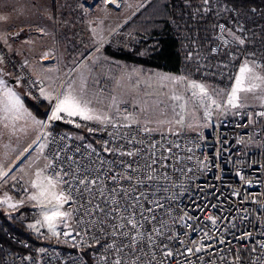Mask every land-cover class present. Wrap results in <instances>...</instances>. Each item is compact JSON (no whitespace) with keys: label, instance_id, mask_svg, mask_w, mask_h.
<instances>
[{"label":"built area","instance_id":"1","mask_svg":"<svg viewBox=\"0 0 264 264\" xmlns=\"http://www.w3.org/2000/svg\"><path fill=\"white\" fill-rule=\"evenodd\" d=\"M227 30L219 24L213 51L239 48ZM0 57L26 95L42 101L44 84L27 63L1 43ZM51 112L42 132L46 177L60 181L71 223L32 256L0 242V264H264V108L237 110L200 132L54 121L83 139L47 131ZM14 189L28 192L23 180Z\"/></svg>","mask_w":264,"mask_h":264},{"label":"rangeland","instance_id":"2","mask_svg":"<svg viewBox=\"0 0 264 264\" xmlns=\"http://www.w3.org/2000/svg\"><path fill=\"white\" fill-rule=\"evenodd\" d=\"M35 1H38L39 5ZM93 1L45 0L43 4V0H0V12L10 16H13L14 12H22L41 23L42 14L56 15L60 21L63 17L62 10L64 15L70 14L74 5H77L80 14L88 13L90 15L85 24L87 27L92 26V21H102L103 15L105 16L102 25L106 26L107 45L132 50L133 45L140 40V37L131 32H123V28L152 0H118L117 6H112L111 0H100L97 5H94L93 10L90 8L89 12L85 11V5L92 7ZM63 26L68 28L67 25H62L61 28ZM63 31H65L64 28L60 31L61 36L57 40L58 52L54 55L56 62L47 64L52 68L56 67L48 73V76L51 77L53 73H57V78L55 85H45L47 90H50L51 100L50 103L47 102L50 105V110L43 121L44 125L54 105L69 94L78 99L82 105L86 104L90 114L100 116L102 121L139 124L150 132L208 131L221 116H229L235 111L245 108H264V80L251 78L254 75L264 77V64L258 58H253V53L242 52L241 49L246 43L231 30H227V37L232 38L239 48H229L228 52L226 50L218 52L212 49L213 55L210 54L216 57V55L222 56L228 53L229 62L224 59L221 61L220 67H192L188 74L183 75L151 71L109 57H107L105 67L102 64L99 69H95V60L99 58V55L93 57L84 55L83 53L89 48H83L84 50L72 57V61L65 63L66 55H61L59 50L60 45H64L61 41ZM213 36L217 41V33ZM90 44L93 45L91 41ZM63 49L62 46V51ZM236 60L237 70L232 72L230 68ZM245 62L253 68V73L248 74L250 78L245 81L246 85L256 84L259 87L253 92L239 93L241 106L233 108L226 101L232 87L235 86L239 69ZM5 78L10 83L9 76L5 75ZM192 83L203 84L207 89L208 96L204 97L198 94V90L190 87ZM13 87L22 96L26 95L19 83L16 82ZM194 91H197V95H193ZM212 100H215L216 103L213 104ZM54 121L56 120L50 119L47 131L54 130ZM23 125L20 130L23 135L18 139L17 147L28 146L37 135V124L33 122L29 124L26 121ZM73 134L78 139L84 138L76 131H73ZM47 146V135L43 134L29 149H16L18 158L15 164L5 165L9 175L0 179V201L10 197L8 203H0V214L10 221L23 222L36 235H39V231L43 229L47 233V239L55 240L57 235L48 229L47 222L44 221V214L45 212L51 214L55 209L56 201L53 197L61 194L60 184L58 183L56 188L49 192L46 199H50L51 202L46 206L38 205L36 201L29 199L37 192L32 187V182L36 180V173H41V181L46 177L45 153ZM17 180L25 182L28 188L27 193L16 192L14 185ZM65 203L66 201L62 203L60 211L66 213ZM8 204H15L16 207L11 208ZM70 223L68 215L63 221L57 219L55 232L58 233ZM32 225L35 227H31Z\"/></svg>","mask_w":264,"mask_h":264},{"label":"trees","instance_id":"3","mask_svg":"<svg viewBox=\"0 0 264 264\" xmlns=\"http://www.w3.org/2000/svg\"><path fill=\"white\" fill-rule=\"evenodd\" d=\"M220 23L244 40L243 53H253V58L264 64V0H152L123 28V32L140 37L132 50L109 44L104 51L110 59L173 75L188 74L197 66L220 67L221 61L229 62L230 57L228 53L216 57L211 53L218 44L213 35ZM236 65L237 60L232 72H236ZM23 100L39 120L45 121L50 110L46 101L35 102L25 94ZM53 129L80 132L56 123ZM83 142L95 144L89 138ZM0 242L24 257L34 255L39 247L54 245L53 239L41 238L23 222L10 221L1 214Z\"/></svg>","mask_w":264,"mask_h":264},{"label":"crops","instance_id":"4","mask_svg":"<svg viewBox=\"0 0 264 264\" xmlns=\"http://www.w3.org/2000/svg\"><path fill=\"white\" fill-rule=\"evenodd\" d=\"M61 1L64 2L65 0ZM98 2L100 0H94L91 3L92 7L85 5L84 10L87 12H89L90 8L93 10L94 5H97ZM35 3L39 5L38 1H35ZM44 3L45 0H43ZM53 7H55L54 4ZM60 8L62 10V7ZM73 8L69 12L70 14L66 13L65 15L62 10L61 15L63 17L60 21H58L56 15L49 16L42 14L40 17L41 23H38L34 17H29L22 12H14L13 16L0 12L1 45L12 55L24 60L32 73L43 82L42 99L48 103H50L49 98L51 97L49 94L50 90H47L46 86L55 85L57 73H53L49 77L48 73L56 69V67L52 68L47 66V64H54L56 62L54 55L58 52L57 40L61 36L60 31L63 28L65 31L62 32L61 41H63L64 45L61 44L59 50L61 55H66L65 63L72 61V57L80 53L81 50H84L83 48H89V50L83 53L84 55L90 57L99 55V58L95 60V69H99L102 64L103 67L107 65V55L104 51L107 46V33L105 34L106 26L102 25L105 21V16L103 15L102 21H92V26L87 27L85 24L88 22L90 15L88 13L80 14V9L77 8V5H74ZM62 25H67L68 28L65 26L61 28ZM73 25L75 27H72ZM18 30H23V35L18 40H14L11 35L14 31ZM90 41L93 45L90 44ZM62 46L64 48L63 51ZM5 75H8L11 81L14 80L12 75L7 71L4 61H2L0 62V169L8 171L5 165H14L18 158L15 152L16 149H29L42 136L44 123L31 112L24 103L23 96L14 89L13 84L16 82L11 83L10 81L8 83ZM13 93L19 98L20 104L18 107H13L11 97ZM26 121L29 124H32V122L37 124V135L28 146L17 147V141L19 142L18 139L23 135L20 130Z\"/></svg>","mask_w":264,"mask_h":264},{"label":"snow or ice","instance_id":"5","mask_svg":"<svg viewBox=\"0 0 264 264\" xmlns=\"http://www.w3.org/2000/svg\"><path fill=\"white\" fill-rule=\"evenodd\" d=\"M243 43V41H241ZM3 61V58L0 57V62ZM253 73V68L249 66L247 62L244 63V65L239 69V75L235 79V86L232 87L231 92L227 98V104L233 108L240 107V96L239 93L241 92H253L256 88L259 87V85L251 84L246 85L245 81L246 79L250 78L248 74ZM256 80H264V77H261L259 75H254L253 77ZM190 87L194 90H198V94L207 97L208 92L207 89L203 84H197L192 83ZM193 95H197V91L193 92ZM12 97V103L13 107H18L20 102L19 98L15 96V94H11ZM49 98V97H46ZM51 100V98H49ZM212 103L215 104L216 101L212 100ZM63 113V115H61ZM79 116L83 120L91 121L96 120L103 123L100 116L98 115H92L90 114V110L88 109L87 105H82L81 102L73 97L72 95H66L62 99L59 100L58 103H56L52 109L50 119L51 120H62L65 119V117H75ZM71 123L72 121H68ZM79 127V125H77ZM8 172L0 169V179H4L8 177ZM60 181L53 180L51 177H45L43 181H41V173H36V180L32 182V187L37 190V192L29 197L30 200L36 201L38 205L46 206L47 203H50V199H46L48 197L49 192L52 189H55L57 184ZM94 183V182H93ZM56 201L55 209L49 214L48 212H45L44 214V221L47 222L48 229L53 232L54 235H59V233L55 232V221L57 219L63 221L67 217V213L61 212L60 207L62 206V203L67 200V197H65L62 193L58 195H54L53 197ZM10 200L9 198H6L3 201H0V203H8ZM9 207L15 208V204H8ZM211 219V217H210ZM213 223L215 221L213 220ZM31 227H35V225H32ZM135 227V225H133ZM167 255H171V253H167ZM117 264L119 262L117 261Z\"/></svg>","mask_w":264,"mask_h":264},{"label":"bare ground","instance_id":"6","mask_svg":"<svg viewBox=\"0 0 264 264\" xmlns=\"http://www.w3.org/2000/svg\"><path fill=\"white\" fill-rule=\"evenodd\" d=\"M111 5L112 6H117L118 5V0H111Z\"/></svg>","mask_w":264,"mask_h":264},{"label":"water","instance_id":"7","mask_svg":"<svg viewBox=\"0 0 264 264\" xmlns=\"http://www.w3.org/2000/svg\"><path fill=\"white\" fill-rule=\"evenodd\" d=\"M11 83H15V80H12ZM57 125L61 126V127H65L66 125H64L63 123L57 122Z\"/></svg>","mask_w":264,"mask_h":264}]
</instances>
